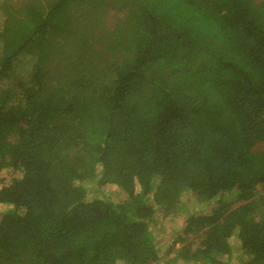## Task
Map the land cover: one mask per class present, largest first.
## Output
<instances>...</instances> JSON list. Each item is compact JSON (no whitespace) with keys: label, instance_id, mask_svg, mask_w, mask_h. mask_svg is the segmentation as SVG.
<instances>
[{"label":"trees","instance_id":"obj_1","mask_svg":"<svg viewBox=\"0 0 264 264\" xmlns=\"http://www.w3.org/2000/svg\"><path fill=\"white\" fill-rule=\"evenodd\" d=\"M0 174V264H264V0H0Z\"/></svg>","mask_w":264,"mask_h":264},{"label":"rangeland","instance_id":"obj_2","mask_svg":"<svg viewBox=\"0 0 264 264\" xmlns=\"http://www.w3.org/2000/svg\"><path fill=\"white\" fill-rule=\"evenodd\" d=\"M3 177L5 175L0 174ZM9 175V174H7ZM110 193V195L113 197L112 199H114V201H118L120 199V195H117V191L112 188L108 191ZM185 196L183 195V197L181 198V200H183ZM184 203V201H183ZM186 209L188 210V215L191 213H194L195 211L197 212H202V208L198 207V208H194L191 204L186 205ZM184 217L182 216V214L180 213V211H177V213H175L174 215H169L166 216L165 218L161 219V225L160 227L156 228L157 229V237L158 238H163L164 241L162 242L163 244H166L165 246L171 245V241H173V239L176 237L177 234V228L181 227L183 225L182 221H183ZM161 231H165V233L167 234H163L161 233ZM169 236L170 240L167 243V240L165 237ZM180 245L177 244L175 245V249L178 248ZM231 246L232 248L235 250L233 251L234 253H236L238 251V244L235 241H231ZM231 264H237V261L235 259V257H232V262Z\"/></svg>","mask_w":264,"mask_h":264}]
</instances>
